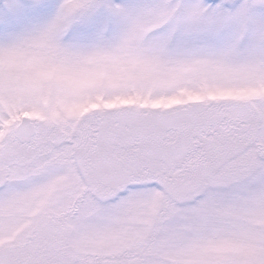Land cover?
Segmentation results:
<instances>
[{
    "label": "snow or ice",
    "instance_id": "snow-or-ice-1",
    "mask_svg": "<svg viewBox=\"0 0 264 264\" xmlns=\"http://www.w3.org/2000/svg\"><path fill=\"white\" fill-rule=\"evenodd\" d=\"M0 264H264V0H0Z\"/></svg>",
    "mask_w": 264,
    "mask_h": 264
}]
</instances>
